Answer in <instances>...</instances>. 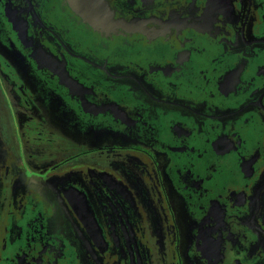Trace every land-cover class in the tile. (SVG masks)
Wrapping results in <instances>:
<instances>
[{"label":"flooded vegetation","instance_id":"obj_1","mask_svg":"<svg viewBox=\"0 0 264 264\" xmlns=\"http://www.w3.org/2000/svg\"><path fill=\"white\" fill-rule=\"evenodd\" d=\"M0 264H264V0H0Z\"/></svg>","mask_w":264,"mask_h":264}]
</instances>
